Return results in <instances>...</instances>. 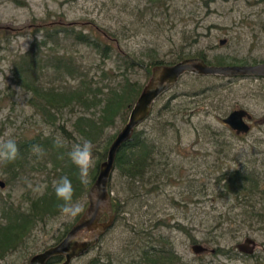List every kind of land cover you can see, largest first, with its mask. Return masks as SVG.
<instances>
[{
    "label": "rangeland",
    "instance_id": "obj_1",
    "mask_svg": "<svg viewBox=\"0 0 264 264\" xmlns=\"http://www.w3.org/2000/svg\"><path fill=\"white\" fill-rule=\"evenodd\" d=\"M58 25L112 36L111 55L105 60L71 37L60 36L57 47L49 41L43 52L68 51L89 79L96 80L104 69L115 85L123 82L129 59L134 64L125 76L141 87L149 79L146 68L152 62L172 65L181 59L205 58L212 64L217 60L235 65L264 63V0H0V140L31 141L54 132L34 112L28 102L31 94L17 84L13 70L32 45L41 46L42 28ZM222 40L225 44L220 46ZM51 69L40 81L52 79ZM237 109L252 117L247 134L236 135L223 123ZM128 116L129 112L126 120ZM75 118L76 114L64 112L58 123L74 132ZM123 126L116 119L102 139L115 136ZM135 132L153 145L147 179L131 181L113 170L109 191L120 203V212L98 243L70 264H144L146 252L162 251H172L178 258L175 264H264V229H248L245 217L237 216L239 210L233 208L236 202L220 194L217 182L225 172L255 167L264 160V78L186 74L158 98ZM55 135L62 137L59 131ZM80 141L64 139L63 144L72 150ZM38 148L39 152L28 149L20 176L17 168L0 161V180L5 183L0 203L27 205L28 199L44 193L52 165L50 153ZM93 158L95 163L94 153ZM93 169L94 165L88 181ZM77 202L84 212L87 197ZM75 218L61 212L39 224L24 246L0 264H28L34 254L54 246ZM246 238L256 243L252 257L236 249ZM194 244L206 251L194 254ZM219 248L222 254L217 253Z\"/></svg>",
    "mask_w": 264,
    "mask_h": 264
},
{
    "label": "trees",
    "instance_id": "obj_2",
    "mask_svg": "<svg viewBox=\"0 0 264 264\" xmlns=\"http://www.w3.org/2000/svg\"><path fill=\"white\" fill-rule=\"evenodd\" d=\"M42 31H44V36L41 46L32 45L31 50L19 57L18 63L14 64L13 73L14 77L19 79V81L16 80L17 84L31 94L28 102L34 108V112L43 119L44 123L54 128V132L45 138L40 135L31 141L19 140L16 142L19 148L17 158L11 162L2 161V164L4 166L9 165L12 169L17 168V176H20L28 149L37 144L45 148L46 154L50 153L52 166L49 173H52V177L47 178L44 193L34 199H28L27 205L15 206L13 203H0V262L23 247L26 239L39 224H44L47 220L61 213L60 205L63 202L55 195L54 181L67 176L74 188L73 201L77 202L87 197V193L97 177L100 164L106 160L108 148L118 134L107 140L104 139V141L102 139L103 133L115 123L116 119H121L123 124L127 122V113L130 112L143 88L130 83L125 76L126 71L133 68L134 60L129 59L130 61L127 63L124 62L123 82L115 85L109 77L110 73L104 69L101 70V75L96 80L89 79L87 72L76 64L74 56L68 51L51 50L50 53L43 52L49 41H53L56 45L60 36L71 37L76 44L91 48L100 55L102 60H105L109 59L112 51L110 46V43L113 42L111 35L106 33L99 36L100 34L97 33L93 36L90 33L74 32L72 28L59 27V25L42 28ZM203 60L209 65L216 66L236 64H226L223 60H217L212 64L207 62L205 58ZM158 65L171 64L152 62L146 68L148 78L153 67ZM49 68H52V76L50 77L52 79L48 83L40 81L41 76ZM71 81L76 83L75 87L67 86ZM64 112L76 114L74 122L71 123L74 132H69L65 124L58 123ZM58 131L62 137L55 135ZM78 138L82 141L80 143L91 141L93 144L92 151L97 155L91 180L86 184L81 182L79 169L69 157L70 146L66 148V144H63L64 139L77 141ZM151 147L153 145L147 142L143 134L134 131L132 139L126 142L118 152L114 169L123 178L145 183L150 161L152 162ZM261 165L262 169H260ZM14 174L16 175V173ZM217 182L221 183L222 191L220 194L225 197L232 196L236 202V207L233 208H238L237 216L245 217L248 229H264V160L255 167L242 166L233 171L225 172L217 178ZM109 192L111 193V191ZM111 206L113 216L116 219L121 205L117 199L112 197ZM86 207L87 203L84 210ZM82 214L83 212L75 218L72 225L64 230L56 240L55 245L67 234ZM100 221H107V216L104 215ZM216 244L218 245L217 242ZM223 252L222 248L217 249L218 254ZM249 256L252 257L253 254ZM142 257L144 264H175L177 263L175 261L178 260L172 251H162L158 255L156 252H146ZM61 259L60 257L53 258L51 263L61 262ZM90 264H97V262L93 261Z\"/></svg>",
    "mask_w": 264,
    "mask_h": 264
},
{
    "label": "water",
    "instance_id": "obj_3",
    "mask_svg": "<svg viewBox=\"0 0 264 264\" xmlns=\"http://www.w3.org/2000/svg\"><path fill=\"white\" fill-rule=\"evenodd\" d=\"M223 44L225 41H220L219 45L222 46ZM186 74L200 77L264 78V63L216 66L208 65L200 58H189L172 65L153 67L149 79L129 112L127 122L109 146L106 160L100 164L97 177L87 193L88 205L83 214L56 245L33 255L28 264H70L72 260L94 247L99 238L111 228L114 216L109 182L114 170L116 156L122 146L132 139L135 129L148 119L158 98L172 89ZM251 118L246 110L237 109L229 113L223 119V123L236 135H244L250 131L249 121ZM0 188H5V183L1 180ZM93 194H98V200L92 198ZM104 215L107 216V221L101 222L100 219ZM73 237L79 242H72ZM255 247V241L246 238L243 243L236 246V249L240 254L249 256L253 254ZM191 250L194 254L200 255L206 251V248L194 244ZM56 257H62L63 260L58 263H51Z\"/></svg>",
    "mask_w": 264,
    "mask_h": 264
},
{
    "label": "clouds",
    "instance_id": "obj_4",
    "mask_svg": "<svg viewBox=\"0 0 264 264\" xmlns=\"http://www.w3.org/2000/svg\"><path fill=\"white\" fill-rule=\"evenodd\" d=\"M35 38L39 41L40 35L37 34ZM32 38H29L30 41ZM27 48V44H26ZM36 151H40L38 146H33ZM93 144L91 141H84L80 144H75L69 152V157L72 163L79 169L82 183H87L90 169L94 165L93 158ZM19 154V148L16 142L12 139L0 140V161L11 162L14 161ZM53 188L56 197L63 203L60 205L62 214L68 218H75L82 212V206L79 202H74V188L71 180L67 177H61L58 181L53 182ZM93 199L98 200V194H93ZM102 203V202H101ZM72 242H79L75 237Z\"/></svg>",
    "mask_w": 264,
    "mask_h": 264
},
{
    "label": "flooded vegetation",
    "instance_id": "obj_5",
    "mask_svg": "<svg viewBox=\"0 0 264 264\" xmlns=\"http://www.w3.org/2000/svg\"><path fill=\"white\" fill-rule=\"evenodd\" d=\"M250 122V121H249ZM250 126V125H249ZM60 258H62V257H60ZM61 260H63V259H61Z\"/></svg>",
    "mask_w": 264,
    "mask_h": 264
}]
</instances>
